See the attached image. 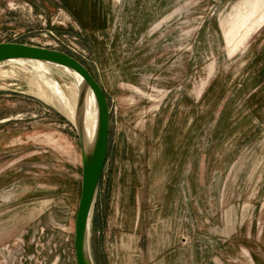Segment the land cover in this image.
<instances>
[{
    "label": "rangeland",
    "instance_id": "1",
    "mask_svg": "<svg viewBox=\"0 0 264 264\" xmlns=\"http://www.w3.org/2000/svg\"><path fill=\"white\" fill-rule=\"evenodd\" d=\"M6 42L74 57L106 93L96 264L124 234L141 264H264V0H0ZM25 70L0 67V261L76 264L78 133Z\"/></svg>",
    "mask_w": 264,
    "mask_h": 264
},
{
    "label": "water",
    "instance_id": "2",
    "mask_svg": "<svg viewBox=\"0 0 264 264\" xmlns=\"http://www.w3.org/2000/svg\"><path fill=\"white\" fill-rule=\"evenodd\" d=\"M9 62H38L48 68L71 71L80 79L76 80L80 90L79 105L84 106L89 93L94 97L96 114L95 109L92 114L95 115L96 124L92 139L86 136L83 115L75 124L82 159V190L75 222V249L77 264H96L91 248V225L108 161L111 135V109L106 93L83 63L60 51L19 43H1L0 65ZM90 109L92 111L88 101L83 114Z\"/></svg>",
    "mask_w": 264,
    "mask_h": 264
},
{
    "label": "bare ground",
    "instance_id": "3",
    "mask_svg": "<svg viewBox=\"0 0 264 264\" xmlns=\"http://www.w3.org/2000/svg\"><path fill=\"white\" fill-rule=\"evenodd\" d=\"M17 63L23 64L25 66L24 68L26 69L25 72L29 71L27 73H30L32 75L33 80L30 83H32L31 85L34 87L35 94L38 97H40L41 99H45V101L47 100L50 103L52 102L54 104H57L60 110L72 121V123H74V125L77 124V120L80 118L79 116L83 115L85 122L84 126H85L86 136L89 140H91L94 135L95 124H96V118H94L95 115L92 114L93 109H95V114H96V105L92 94L89 93L86 98V102L84 106H80L79 105L80 90L78 87V83L73 85L69 89L67 88L68 91L67 93H65L62 91L59 84L57 83L56 77L53 75L51 70L45 64L38 62H31V63L17 62ZM4 64H1L0 67ZM63 72H65L66 74H70L74 79L76 78L75 80L80 81V79L71 71L64 70ZM4 73L2 72L1 74ZM55 100H57L58 102ZM88 101H90V107L92 108V111L90 109L91 112L90 111H89L90 113L85 112L86 114L84 115L83 112L85 107H87Z\"/></svg>",
    "mask_w": 264,
    "mask_h": 264
},
{
    "label": "crops",
    "instance_id": "4",
    "mask_svg": "<svg viewBox=\"0 0 264 264\" xmlns=\"http://www.w3.org/2000/svg\"><path fill=\"white\" fill-rule=\"evenodd\" d=\"M125 235L127 234H124L122 236V240H120L124 255H121L120 257L119 252V260L113 262V264H141L140 262H138V258H140L139 251L141 247L139 246L137 235H129L126 237ZM127 252L129 254H127Z\"/></svg>",
    "mask_w": 264,
    "mask_h": 264
},
{
    "label": "built area",
    "instance_id": "5",
    "mask_svg": "<svg viewBox=\"0 0 264 264\" xmlns=\"http://www.w3.org/2000/svg\"><path fill=\"white\" fill-rule=\"evenodd\" d=\"M37 249H38V247H37ZM74 250H75V255H76L75 242H74ZM4 251L7 252L8 257H10V258L15 257L16 260L21 259L18 264H30L32 262V259H35L36 261H38V257L35 254H33V257H30L31 255H29L27 253V250L24 248V246L21 248V252L17 253L18 255L14 254V248L11 247L10 245L5 247ZM37 254L42 256L41 252H39V251H37ZM10 258H9V260L3 261V263L9 264ZM59 260H60V258L57 259V261H59ZM0 264H1V261H0ZM52 264H54V263H52ZM76 264H77V259H76Z\"/></svg>",
    "mask_w": 264,
    "mask_h": 264
},
{
    "label": "trees",
    "instance_id": "6",
    "mask_svg": "<svg viewBox=\"0 0 264 264\" xmlns=\"http://www.w3.org/2000/svg\"><path fill=\"white\" fill-rule=\"evenodd\" d=\"M95 222V221H94ZM95 224V223H94Z\"/></svg>",
    "mask_w": 264,
    "mask_h": 264
}]
</instances>
